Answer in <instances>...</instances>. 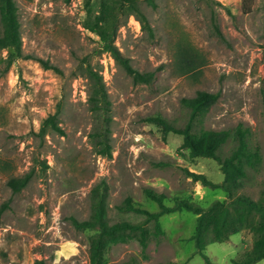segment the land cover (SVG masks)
I'll return each instance as SVG.
<instances>
[{
    "label": "rangeland",
    "instance_id": "374dc122",
    "mask_svg": "<svg viewBox=\"0 0 264 264\" xmlns=\"http://www.w3.org/2000/svg\"><path fill=\"white\" fill-rule=\"evenodd\" d=\"M14 1L25 58L3 72L8 51H0V264H207L191 239L197 215L167 214L158 226L147 213L160 208L144 189L166 194L169 206L178 196L207 208L227 194L195 182L187 171L220 184V165L190 158L180 148L182 136L164 138L146 119L161 116L184 127L190 113L184 98L219 93L194 131H229L219 151L225 157L237 144L238 126L247 128L262 160L239 181V193L253 199L264 193V0H142L148 27L131 16L116 46L136 70L155 72L149 85L135 84L83 27V0ZM185 51L189 70L181 60ZM91 70L102 76L108 93L104 117L89 103ZM52 115L64 134L48 128L40 135ZM104 134L111 156L99 153ZM32 170L28 186L13 194L8 181ZM103 183L108 229L142 228L102 235L93 260L100 233L80 231L72 219H89L92 191L103 190ZM127 197L147 213L118 212ZM251 246L252 234L245 230L226 242H209L205 253L214 264H233Z\"/></svg>",
    "mask_w": 264,
    "mask_h": 264
},
{
    "label": "trees",
    "instance_id": "16d2710c",
    "mask_svg": "<svg viewBox=\"0 0 264 264\" xmlns=\"http://www.w3.org/2000/svg\"><path fill=\"white\" fill-rule=\"evenodd\" d=\"M69 4L72 0H62ZM147 2L154 4L153 0ZM142 0H83L86 17L83 27L99 37L101 47L110 53L115 61L130 75L135 84H151L155 79V72L141 73L136 70L118 47L116 40L120 27L131 16H135L143 25L148 27V20L141 8ZM221 35V34H220ZM8 51L4 71L7 72L19 59L25 58L23 53V40L21 25L18 17V9L14 0H0V51ZM186 51L181 60L189 67L191 61L186 59ZM49 67L47 63H44ZM90 97L91 110L100 116H105L110 109V101L102 76L96 71H90ZM219 93L206 91L197 92L193 98H184L182 104L189 109V120L184 127L178 128L161 116L149 117L147 122L156 125L164 138L169 134H177L183 137L182 150L189 153L190 158H210L218 162L224 175L223 182L216 184L211 182L205 175L190 173L195 182H201L204 186L221 188L227 194L225 200H216L207 208L184 197H174L171 206L166 204L168 197L164 193H158L152 188H145L144 194L150 201L156 203L160 210L156 213L141 211L139 205L131 197H127L116 209L120 213L144 212L155 220L159 226L160 217L176 212L188 211L195 215L196 226L192 240L195 241L197 252L203 256L207 264H214L205 253L209 242L223 243L234 234L241 231H249L252 234V246L240 259H233V264H256L264 260V193L258 198L239 193L240 180L248 176L249 169H255L260 164L262 157L258 148H252L248 141V129L239 125L235 132L236 146L232 152L223 157L219 151L228 141L230 133L227 130H203L195 132V123L207 114L218 102ZM109 118H106L108 123ZM64 134V130L57 122V115L49 116L44 120L40 135H44L47 129ZM98 141L99 153L103 156H111V145L107 135H102ZM34 171L25 175L12 178L8 186L13 194L24 190L32 180ZM104 184V183H103ZM92 206L89 219L79 221L72 219L74 227L80 231L92 230L100 234L94 241L93 260H96L102 235L127 229L139 230L142 225L131 227L128 224L115 225L108 229L107 186L103 190L97 187L92 191ZM35 264H45L44 260H38Z\"/></svg>",
    "mask_w": 264,
    "mask_h": 264
}]
</instances>
